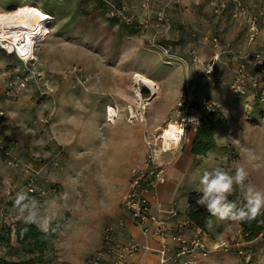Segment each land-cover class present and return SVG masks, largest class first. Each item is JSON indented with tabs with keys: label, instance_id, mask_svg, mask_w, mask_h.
I'll use <instances>...</instances> for the list:
<instances>
[{
	"label": "rangeland",
	"instance_id": "obj_1",
	"mask_svg": "<svg viewBox=\"0 0 264 264\" xmlns=\"http://www.w3.org/2000/svg\"><path fill=\"white\" fill-rule=\"evenodd\" d=\"M108 1L131 16L132 24L110 25L96 0H16L13 4L0 0V14H12L20 7L50 11V20L44 25L45 34L33 43L29 59L13 51L9 53L0 44V105L6 103L14 117L7 128L18 142L26 131L50 139L46 152L37 150L26 160L18 142L12 141L11 146L0 148V258L6 261L20 262L37 257L35 251L28 252L26 246L18 244L12 234L22 224L20 221L13 224L17 217L15 193L28 192L30 183L29 196L42 205L52 201L56 209V217L47 229L53 238L43 261L46 264H88L91 256L83 251L95 244L108 213L82 218L75 211L86 210L87 201L92 197L103 200L102 190L109 186L104 181L99 186L87 182L78 168L94 160L95 165L103 163L120 167V171L127 169L135 157L130 147L122 144L121 135L129 127L127 122L143 129L145 151L134 169L143 168L153 151L163 165L168 162L167 157L173 160L187 143L190 145L194 131L187 129L181 141L167 150L162 134L168 125L176 129L174 125L179 120L175 116V103L188 89L193 90L197 98L215 103V115L223 120L214 135L216 150L195 164L179 186L173 201L177 211L184 209L186 195L197 191L203 172L216 166L233 171L237 165L245 164L250 173L249 182L264 188V107L258 113L252 111L253 101L232 96L224 78L220 81L206 75L198 64L204 47L199 38L200 26L194 20L205 14L194 10V2L205 6L207 0H149L146 9L140 6L141 0ZM8 7L14 9L8 10ZM161 11L169 22L168 30L156 20ZM192 21L193 26H187L186 23ZM189 38L191 48L187 47ZM151 43L168 49L173 58L166 57ZM193 58L197 62H193ZM35 73L41 74V78L33 76L20 88L17 78L32 77ZM135 76L155 85L151 100L150 89L135 82ZM135 91L139 101L134 96ZM5 92H10V96ZM102 107L104 113L107 107L115 111L118 119L112 125L97 115L96 109ZM128 110L134 113V119L129 118ZM91 115L97 120L94 129L102 140L100 150L92 143L89 152L91 124L86 116ZM65 121L73 122L72 134L77 146L71 154L75 161L70 172L63 171L64 164L59 158L63 157L62 146L54 140L69 132L62 127ZM151 123L158 125L155 131H149ZM52 142L55 150H51ZM34 147L38 148L37 140ZM7 150L9 158L4 154ZM253 153L259 158L255 162L249 160ZM16 161L17 167L9 166V162ZM253 163L259 167H253ZM62 173L67 175L65 178L73 174L79 179L68 181L59 177ZM233 197H240L239 192ZM134 237L143 242L139 231H135ZM203 239L208 254L197 264H264V241L243 243L235 222L215 221ZM150 254L156 255L153 251Z\"/></svg>",
	"mask_w": 264,
	"mask_h": 264
},
{
	"label": "built area",
	"instance_id": "obj_2",
	"mask_svg": "<svg viewBox=\"0 0 264 264\" xmlns=\"http://www.w3.org/2000/svg\"><path fill=\"white\" fill-rule=\"evenodd\" d=\"M99 1L108 7L110 16L117 17L126 25L132 24V17L127 15L123 9H116L108 0ZM148 2L149 0H141L140 6L146 9ZM207 2L212 15L220 17L227 12L233 21L244 22L247 27L246 36L249 44L255 43L259 36L264 38V0L261 2L207 0ZM156 20L162 24L163 28L169 29V22L163 11L157 14ZM207 40L214 53L205 67V74L211 75L220 56L224 54L231 63L238 65L232 71L231 80L227 84L230 94L236 98L250 96L254 99L258 96L260 101H264V47L247 53L234 52L217 37H210ZM151 44L157 50L162 51L166 57L173 58L168 49L154 43ZM179 60L186 64L184 60L180 58ZM193 62H197V59L193 58ZM33 76L41 78L39 73H35L32 77L27 75L17 78L20 88L24 87L29 78ZM10 94V92H5L8 97ZM215 107V103L209 99L197 98L193 90H186L177 99L174 108L175 116L179 120V123L174 125L178 132L176 143L181 141L187 129L194 131L208 114L215 111ZM0 116H2L1 112ZM4 152L9 158V151ZM9 164L11 167L18 166L17 161L9 162ZM166 176V166L158 162L153 151L152 155L147 157L143 168L133 169L130 172L128 191L122 199L121 207L142 237L157 243L158 248L155 253L158 257V264H197L208 254L203 239L205 233L193 227L173 204L168 206L158 204L156 214L151 212L150 199L153 190L165 181ZM30 186L29 183L27 191L32 193ZM16 222L17 219H14L13 224ZM118 230L117 226H108L104 229L102 245L91 255L88 264H129L134 257L144 256L153 251L147 242L144 245L133 240L118 242L117 236L120 232Z\"/></svg>",
	"mask_w": 264,
	"mask_h": 264
},
{
	"label": "crops",
	"instance_id": "obj_3",
	"mask_svg": "<svg viewBox=\"0 0 264 264\" xmlns=\"http://www.w3.org/2000/svg\"><path fill=\"white\" fill-rule=\"evenodd\" d=\"M251 1V0H249ZM262 0H259L258 2H261ZM199 1L194 2V10H198L199 13L205 14L204 17H196V20L194 22H197V26H200V41L204 47V55L202 57V60H198V64H200L205 72V67L207 63L210 61L212 54L214 53L210 43H207V39L210 37H217L223 44L228 45V47L234 51V52H251L255 49H259L264 47V38L262 36H259L255 43L249 44L247 42V27L244 24V22L241 21H233L229 15V13L225 12L222 16L217 17L212 15L211 10L208 6V2L205 6L200 5ZM187 26H193V21L186 23ZM191 37V36H190ZM193 38V36H192ZM191 40L188 39L187 41V47L191 48ZM193 46V45H192ZM193 48V47H192ZM202 61V62H201ZM237 64L231 63L229 61V58L222 54L220 56L219 62L216 63L214 66L213 72L211 73L212 76H214V79H219L220 81L222 78L225 79L226 85L230 82L232 77V71L237 68ZM228 74V77L225 76V74ZM227 77V79H226ZM216 80V81H217ZM154 97V95L151 94L150 100ZM244 99L253 101L250 96L244 97ZM249 105V104H246ZM259 107H264V103L259 102ZM109 108V107H107ZM10 108L6 103H2L0 105V112L2 113V116L0 117V148L1 146L7 147L12 145V141L18 142L17 138H15V135H13L10 130L7 128V126L10 125L11 121L13 120V114L9 110ZM98 111L97 115H101L106 122L109 125H112L118 117H115L112 122L108 121L107 113L104 108L96 109ZM125 119V118H124ZM18 121V120H17ZM86 121H88L90 126V145L88 147L89 152L91 151L92 143H95L100 150V140H102V137L99 138V135L95 131V124H96V118L95 116H86ZM66 122V121H65ZM127 125L129 126L127 128L126 133H122L121 139L122 144L126 147H130V151L135 155L132 162L129 164L127 169H124L123 171H120V167L110 166L109 164L102 165L98 164L95 165L96 162L94 160L92 162L86 163V166L81 169L82 175L86 176L87 182H90L95 185L99 186L102 185V181L106 182V185L109 186V188L103 189V200L101 198L92 197L89 201H87V207L86 210L76 209V214L78 216H81L82 218L96 216V214H99L101 212L106 211L107 216H104V218L107 219V221L104 222V227L102 228V231L100 230V235L95 240V244L92 246L90 250L83 251L84 253H89L90 256L92 253H94L96 250L99 249L102 245V233L103 230L108 227H119L120 232L117 236L118 242L133 240L141 245H144L146 242L151 247L153 252L156 251L158 248L157 243H155L152 240H146L143 239V242H138L137 239L134 237L135 231H138L134 225L132 224L129 216L125 213V211L121 207V202L123 197L128 191V181H129V173L132 169H134L135 163L141 158L145 151V146L143 144V129L140 125L134 124L130 125L127 122ZM73 122L69 121L66 122V124L62 125L65 129H68V133L64 134L63 137L59 139H54L57 144L62 146L63 151V157L61 160L63 161V171L64 172H70L73 168V162L75 159L71 156L73 153V149H75L76 146V140L73 137L72 134V127ZM158 128V125L151 123V127L149 131H155V129ZM99 129V128H98ZM71 130V131H70ZM217 128L215 129L216 133ZM147 131V133H149ZM145 132V131H144ZM214 133V135H215ZM23 139L18 142L20 146V153L24 156L23 160L31 158L32 153L38 151H47L45 146L48 142H50V139L46 137V135H40L36 136L32 132H24ZM21 137V138H22ZM56 138V137H55ZM38 142V148L36 149L34 147L35 142ZM192 140V139H191ZM215 138V142H216ZM217 143V142H216ZM49 144V143H48ZM51 144V150H55L56 145L54 143ZM191 144V141H190ZM53 146V147H52ZM216 146H218L216 144ZM9 148V147H8ZM36 149V150H35ZM213 151L206 154L205 157L202 158H194L190 154V145L187 143L183 149L178 152V155L173 157L174 159L171 160V158H166L165 160L168 162H165L164 165L167 168V176L163 183L157 185L155 189L153 190L152 197L150 199V208L151 212L155 215L156 214V208L157 205H174L173 202L176 194L178 192L179 186L182 185L185 178L188 176L189 172L194 168L195 164H199L204 158H208L209 154H212ZM187 153L185 158L182 160L183 156ZM45 154V153H44ZM30 156V157H29ZM182 160V165L178 167L179 163ZM67 175L65 173L59 174L60 178H65ZM79 176V175H78ZM68 181H76L79 179L75 175H70L68 178H65ZM122 193V194H121ZM186 210V201L184 203V209L181 211H178L181 215L184 214ZM93 213V214H92ZM121 225V226H120ZM208 233L205 234V237H207ZM156 254V253H155ZM199 261H204V259H201ZM139 262L140 264H158V257L157 255H152L147 253L144 256H136L131 261H129V264Z\"/></svg>",
	"mask_w": 264,
	"mask_h": 264
},
{
	"label": "clouds",
	"instance_id": "obj_4",
	"mask_svg": "<svg viewBox=\"0 0 264 264\" xmlns=\"http://www.w3.org/2000/svg\"><path fill=\"white\" fill-rule=\"evenodd\" d=\"M259 158L253 153L249 160ZM253 167H259L253 163ZM249 169L245 164H239L233 171L222 166H216L203 172L199 178V193L196 203L209 213L210 220L215 218L221 221L235 223L252 222L264 215V188L249 182ZM239 192L242 202L231 200ZM52 201L42 205L39 200L30 197L26 191H17L14 197V206L17 210V221L25 225L34 224L42 231L48 227L56 217V209Z\"/></svg>",
	"mask_w": 264,
	"mask_h": 264
},
{
	"label": "trees",
	"instance_id": "obj_5",
	"mask_svg": "<svg viewBox=\"0 0 264 264\" xmlns=\"http://www.w3.org/2000/svg\"><path fill=\"white\" fill-rule=\"evenodd\" d=\"M15 1L16 0H9L11 4ZM96 2L98 4V9L103 11L110 25L120 24L129 26L124 24L117 17L110 16L109 9L104 3L99 0H96ZM115 8L120 9L118 6ZM12 9L14 8L8 7V10ZM40 11L45 15L50 16V11L45 8H41ZM84 14L85 13H83V16H85ZM259 102L264 103V101H260L259 97L256 96L251 107L252 111L255 110L258 113L262 110V107H259ZM215 112L216 111L208 114L194 130L190 144V154L194 158L205 157L207 153L214 151L217 148L214 131L218 124L222 122L223 118L217 117ZM198 195L199 193L197 191H190L186 195V210L183 216L193 227L200 229L206 234L217 219L211 218V222H209V213L204 207L199 206L196 203ZM231 198L232 197H230V199ZM232 200L237 201L238 203L242 202L241 197H237L236 199L233 197ZM236 225L240 230V236L243 243H250L256 239L264 241V215L257 217V219L252 222L236 223ZM12 234L15 236L18 244L26 246L28 252L35 251L37 253V257L20 262L6 261L0 258V264H46L42 257L50 244V240L53 238L52 233L49 231L42 232L32 224L25 225L22 223L17 226L16 230L13 231Z\"/></svg>",
	"mask_w": 264,
	"mask_h": 264
},
{
	"label": "bare ground",
	"instance_id": "obj_6",
	"mask_svg": "<svg viewBox=\"0 0 264 264\" xmlns=\"http://www.w3.org/2000/svg\"><path fill=\"white\" fill-rule=\"evenodd\" d=\"M50 20V17L35 8L20 7L12 14H0V44L3 49L9 53L16 52L23 59H29L33 43L44 36V25ZM135 82L141 83L150 89L151 94H155V85L141 76L134 77ZM135 98L139 101V94L134 92ZM108 121L112 122L115 118V111L108 108ZM129 118L134 119L135 115L128 110ZM138 118V117H137ZM177 131L169 125L163 131V145L167 150L171 145L177 142Z\"/></svg>",
	"mask_w": 264,
	"mask_h": 264
}]
</instances>
